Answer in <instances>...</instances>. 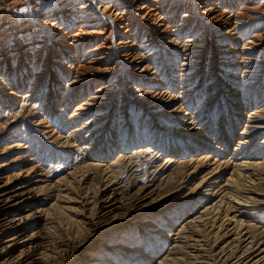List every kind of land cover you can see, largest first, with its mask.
I'll return each instance as SVG.
<instances>
[{"label": "bare ground", "instance_id": "1", "mask_svg": "<svg viewBox=\"0 0 264 264\" xmlns=\"http://www.w3.org/2000/svg\"><path fill=\"white\" fill-rule=\"evenodd\" d=\"M0 264H264V0H0Z\"/></svg>", "mask_w": 264, "mask_h": 264}, {"label": "rangeland", "instance_id": "2", "mask_svg": "<svg viewBox=\"0 0 264 264\" xmlns=\"http://www.w3.org/2000/svg\"><path fill=\"white\" fill-rule=\"evenodd\" d=\"M160 159H163V157H161ZM162 163H164L163 161H162ZM144 165V166H143ZM145 165H147V166H145ZM142 166V167H141ZM154 166L155 167H157L158 166V164H150L149 162H147V163H143L142 162V160H139L138 162H137V167H136V170H137V173L138 174H144L143 175V177H144V179L146 180L145 182H148V181H150V180H152V179H154L155 177H157V176H159L160 175V173H161V175H162V173H163V171H165V170H167V168H169V171H171V170H174L175 169V167H173V166H170V167H168V166H165V169H162L161 171H160V169H158V171H156L157 170V168H154ZM148 167V168H147ZM141 170H140V169ZM150 169V170H149ZM156 169V170H155ZM153 171V172H152ZM151 172V173H150ZM172 173H173V171H172ZM150 174V175H149ZM158 174V175H157ZM147 177V178H146ZM128 179V178H127ZM128 181H129V179H128ZM127 181V182H128Z\"/></svg>", "mask_w": 264, "mask_h": 264}]
</instances>
